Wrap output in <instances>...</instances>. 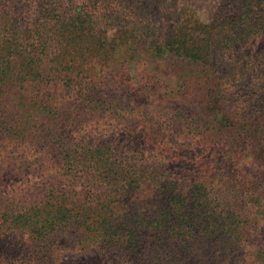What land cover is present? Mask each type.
<instances>
[{
	"label": "rangeland",
	"instance_id": "obj_1",
	"mask_svg": "<svg viewBox=\"0 0 264 264\" xmlns=\"http://www.w3.org/2000/svg\"><path fill=\"white\" fill-rule=\"evenodd\" d=\"M0 264H264V0H0Z\"/></svg>",
	"mask_w": 264,
	"mask_h": 264
},
{
	"label": "trees",
	"instance_id": "obj_2",
	"mask_svg": "<svg viewBox=\"0 0 264 264\" xmlns=\"http://www.w3.org/2000/svg\"><path fill=\"white\" fill-rule=\"evenodd\" d=\"M170 46V45H169Z\"/></svg>",
	"mask_w": 264,
	"mask_h": 264
}]
</instances>
